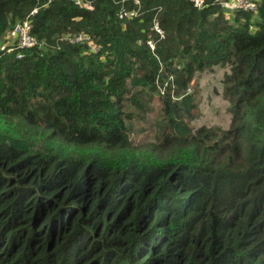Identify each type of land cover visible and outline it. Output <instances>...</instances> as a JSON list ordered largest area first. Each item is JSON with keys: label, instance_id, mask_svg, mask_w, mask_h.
I'll return each instance as SVG.
<instances>
[{"label": "trees", "instance_id": "1", "mask_svg": "<svg viewBox=\"0 0 264 264\" xmlns=\"http://www.w3.org/2000/svg\"><path fill=\"white\" fill-rule=\"evenodd\" d=\"M256 1L0 0V264H264Z\"/></svg>", "mask_w": 264, "mask_h": 264}, {"label": "built area", "instance_id": "2", "mask_svg": "<svg viewBox=\"0 0 264 264\" xmlns=\"http://www.w3.org/2000/svg\"><path fill=\"white\" fill-rule=\"evenodd\" d=\"M194 5L198 8L205 7L206 2L205 0H191ZM217 3H220L223 7L227 9H243V10H253L257 11L258 9V2L256 0H215ZM75 2L79 5H83L88 8H92L91 0H75ZM138 2V0H136ZM38 6L34 7L30 14H34L38 11ZM127 13V10L123 8L120 12V17H123L124 14ZM130 14H137V11L131 10L129 11ZM154 27L159 31L162 32L159 28L158 22H155ZM12 32L16 35V42L7 47V50L10 51L13 48H26L36 45L37 40L31 34V22L29 19H25L24 21H18ZM63 38L69 39L72 42H89L91 44L92 49L97 51L99 46L92 41V38L89 34L84 32H79L76 34H66ZM18 56H22V52L18 53Z\"/></svg>", "mask_w": 264, "mask_h": 264}, {"label": "rangeland", "instance_id": "3", "mask_svg": "<svg viewBox=\"0 0 264 264\" xmlns=\"http://www.w3.org/2000/svg\"><path fill=\"white\" fill-rule=\"evenodd\" d=\"M256 12V11H254ZM7 40V39H5ZM0 47H2L0 45ZM189 90H191V87L189 88ZM218 96V95H217ZM208 98V94L205 90L200 92V98H199V102L201 103V119L204 122H208L211 123L213 120H215L216 118H222L221 114L218 115V113H215V111H213L212 115H210V112L206 110L205 105L201 102L204 98ZM224 122V121H222ZM140 133V132H139ZM135 139L137 138L138 142H151L155 139V131L154 130H147L145 132H142L139 134V136H133Z\"/></svg>", "mask_w": 264, "mask_h": 264}, {"label": "crops", "instance_id": "4", "mask_svg": "<svg viewBox=\"0 0 264 264\" xmlns=\"http://www.w3.org/2000/svg\"><path fill=\"white\" fill-rule=\"evenodd\" d=\"M5 39H7V40H5ZM5 39L2 40V43H1L2 48L9 47L13 43H15L16 42L15 41L16 35L11 31L10 33L7 34Z\"/></svg>", "mask_w": 264, "mask_h": 264}, {"label": "water", "instance_id": "5", "mask_svg": "<svg viewBox=\"0 0 264 264\" xmlns=\"http://www.w3.org/2000/svg\"><path fill=\"white\" fill-rule=\"evenodd\" d=\"M45 48V46H43Z\"/></svg>", "mask_w": 264, "mask_h": 264}]
</instances>
